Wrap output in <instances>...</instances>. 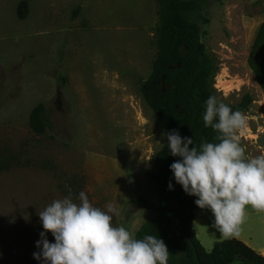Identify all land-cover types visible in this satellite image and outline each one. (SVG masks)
I'll return each mask as SVG.
<instances>
[{
  "label": "rangeland",
  "instance_id": "374dc122",
  "mask_svg": "<svg viewBox=\"0 0 264 264\" xmlns=\"http://www.w3.org/2000/svg\"><path fill=\"white\" fill-rule=\"evenodd\" d=\"M199 1L186 18L217 65L216 97L246 116L238 133L246 155L264 154V94L238 32L245 0ZM157 24L156 0H0V264H45L33 257L44 231L38 213L68 188L103 210L116 204L113 225L134 236L155 218L135 201L155 205V154L166 139L139 90ZM38 104L50 123L41 135L29 127ZM192 228L208 252L225 239L208 209H197ZM240 229L235 238L264 256V212L249 207Z\"/></svg>",
  "mask_w": 264,
  "mask_h": 264
},
{
  "label": "clouds",
  "instance_id": "9594fccd",
  "mask_svg": "<svg viewBox=\"0 0 264 264\" xmlns=\"http://www.w3.org/2000/svg\"><path fill=\"white\" fill-rule=\"evenodd\" d=\"M203 122L218 133V143L195 147L193 139L182 138L177 131L168 133L171 155L181 158L170 170L184 192L197 197L196 206L211 211L223 238H235L249 207L264 212V154L246 155L238 135L246 127V116L215 95L206 100ZM114 215L119 216L116 204L108 203L103 210L90 203L84 191L74 196L68 188L67 196L38 213L44 231L34 259L42 258L45 264H168L169 250L162 239L153 235L137 239L124 226L113 225ZM49 232L54 243L46 237Z\"/></svg>",
  "mask_w": 264,
  "mask_h": 264
},
{
  "label": "trees",
  "instance_id": "16d2710c",
  "mask_svg": "<svg viewBox=\"0 0 264 264\" xmlns=\"http://www.w3.org/2000/svg\"><path fill=\"white\" fill-rule=\"evenodd\" d=\"M156 4V55L151 73L141 82L139 90L164 127L166 139L155 154V205L144 198L135 201L140 207L153 209L156 216L138 228L135 238L153 235L162 239L169 250L168 264H264L262 254L236 238L216 242L208 252L195 236L192 225L198 209L197 197H188L175 181L170 166L181 158L171 155L167 134L177 131L182 138L193 139L195 147L202 142L218 143V133L203 122L206 100L216 96L214 79L218 69L200 41L199 26L186 18L187 14L200 10V1L156 0ZM19 17L23 18L24 13L20 12ZM226 105L233 111L240 108ZM29 127L38 135L50 128L43 104L31 110ZM173 229L177 232L173 233Z\"/></svg>",
  "mask_w": 264,
  "mask_h": 264
},
{
  "label": "crops",
  "instance_id": "0c3cea01",
  "mask_svg": "<svg viewBox=\"0 0 264 264\" xmlns=\"http://www.w3.org/2000/svg\"><path fill=\"white\" fill-rule=\"evenodd\" d=\"M246 5L251 7L245 8ZM237 10L245 66L252 75L254 85L264 94V0H245L243 6H239Z\"/></svg>",
  "mask_w": 264,
  "mask_h": 264
}]
</instances>
